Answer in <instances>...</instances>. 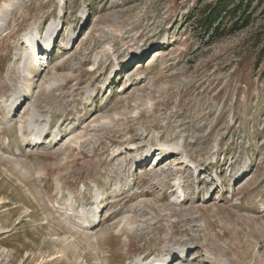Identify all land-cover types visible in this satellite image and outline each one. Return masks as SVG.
Segmentation results:
<instances>
[{
	"label": "rangeland",
	"instance_id": "obj_1",
	"mask_svg": "<svg viewBox=\"0 0 264 264\" xmlns=\"http://www.w3.org/2000/svg\"><path fill=\"white\" fill-rule=\"evenodd\" d=\"M221 1L0 0V264H264V0Z\"/></svg>",
	"mask_w": 264,
	"mask_h": 264
},
{
	"label": "trees",
	"instance_id": "obj_2",
	"mask_svg": "<svg viewBox=\"0 0 264 264\" xmlns=\"http://www.w3.org/2000/svg\"><path fill=\"white\" fill-rule=\"evenodd\" d=\"M228 2H229L228 0H223V1H221L219 3V6L213 7V9H209L210 12L208 14V17L211 18V19L206 24V27H209L210 28L216 22V20L218 19V17H220V14L226 8ZM205 19L206 18H204L203 21ZM202 26H204V24Z\"/></svg>",
	"mask_w": 264,
	"mask_h": 264
},
{
	"label": "bare ground",
	"instance_id": "obj_3",
	"mask_svg": "<svg viewBox=\"0 0 264 264\" xmlns=\"http://www.w3.org/2000/svg\"><path fill=\"white\" fill-rule=\"evenodd\" d=\"M50 32V31H49ZM50 38V37H49ZM51 43V42H50ZM49 45V44H48ZM39 50V47H37L36 45H33V46H31V48H30V53H31V55H30V59H32L31 61H32V63L34 62V65L36 66V64H37V59H38V55H37V51ZM38 66V65H37ZM39 67V66H38ZM191 164H190V168H191ZM163 262H165V261H163ZM162 263V262H161Z\"/></svg>",
	"mask_w": 264,
	"mask_h": 264
}]
</instances>
